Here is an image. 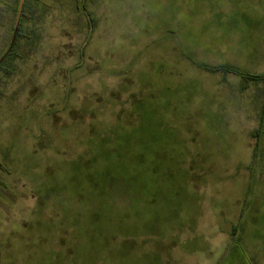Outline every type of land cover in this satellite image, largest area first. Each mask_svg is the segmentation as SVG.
<instances>
[{
    "label": "rangeland",
    "instance_id": "rangeland-1",
    "mask_svg": "<svg viewBox=\"0 0 264 264\" xmlns=\"http://www.w3.org/2000/svg\"><path fill=\"white\" fill-rule=\"evenodd\" d=\"M41 2L0 72V264H264V0H89L88 41Z\"/></svg>",
    "mask_w": 264,
    "mask_h": 264
},
{
    "label": "trees",
    "instance_id": "trees-1",
    "mask_svg": "<svg viewBox=\"0 0 264 264\" xmlns=\"http://www.w3.org/2000/svg\"><path fill=\"white\" fill-rule=\"evenodd\" d=\"M75 2L76 12L82 13L85 17L88 33L86 36V41H88L93 33L96 22L92 14L90 13L87 3L89 0H73ZM20 0H0V25L6 29L7 39H5L3 48L0 52L1 56L6 52L10 44L12 34L14 31V25L16 21V16L18 12ZM51 6L41 2V0H25L20 25L16 37V42L8 54L4 62L0 65V72L6 74L10 77L14 73L11 69L15 64L14 61L23 58V54L19 52L18 48L25 44L29 49H33L36 46L38 40V29L42 27L43 21L48 16ZM34 28H31V25ZM1 75V74H0ZM251 80L264 81V73L261 75H251L249 76ZM0 170H7L4 164H0ZM8 187L2 182L0 177V192H7ZM241 247L237 243H229L222 254L220 261L217 264H252L245 255L240 253Z\"/></svg>",
    "mask_w": 264,
    "mask_h": 264
},
{
    "label": "water",
    "instance_id": "water-1",
    "mask_svg": "<svg viewBox=\"0 0 264 264\" xmlns=\"http://www.w3.org/2000/svg\"><path fill=\"white\" fill-rule=\"evenodd\" d=\"M24 3H25V0H20V2H19L18 12H17V16H16V21H15V25H14V31L12 34V38H11L10 44L8 46V49L0 58V65L4 62V60L6 59L8 54L11 52V50H12V48L16 42V37H17L19 25H20V19H21Z\"/></svg>",
    "mask_w": 264,
    "mask_h": 264
},
{
    "label": "crops",
    "instance_id": "crops-1",
    "mask_svg": "<svg viewBox=\"0 0 264 264\" xmlns=\"http://www.w3.org/2000/svg\"><path fill=\"white\" fill-rule=\"evenodd\" d=\"M11 0H8V2H10Z\"/></svg>",
    "mask_w": 264,
    "mask_h": 264
}]
</instances>
